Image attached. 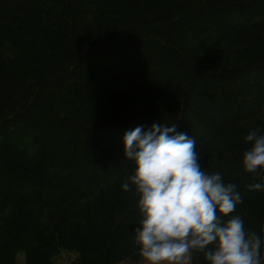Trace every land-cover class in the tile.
<instances>
[{"label": "trees", "instance_id": "1", "mask_svg": "<svg viewBox=\"0 0 264 264\" xmlns=\"http://www.w3.org/2000/svg\"><path fill=\"white\" fill-rule=\"evenodd\" d=\"M158 121L261 234L241 161L264 131V0H0V264H139L121 136Z\"/></svg>", "mask_w": 264, "mask_h": 264}, {"label": "clouds", "instance_id": "2", "mask_svg": "<svg viewBox=\"0 0 264 264\" xmlns=\"http://www.w3.org/2000/svg\"><path fill=\"white\" fill-rule=\"evenodd\" d=\"M243 169L258 182L249 191L264 192V131L258 126L244 136ZM123 159L134 166L122 182L137 196L134 243L145 264H188L201 253L206 264H264V231L246 230L233 213L242 195L220 172L200 164L196 139L154 122L137 125L121 136Z\"/></svg>", "mask_w": 264, "mask_h": 264}, {"label": "rangeland", "instance_id": "3", "mask_svg": "<svg viewBox=\"0 0 264 264\" xmlns=\"http://www.w3.org/2000/svg\"><path fill=\"white\" fill-rule=\"evenodd\" d=\"M139 264H145L143 258L141 257V261L139 262ZM188 264H189V261H188Z\"/></svg>", "mask_w": 264, "mask_h": 264}]
</instances>
